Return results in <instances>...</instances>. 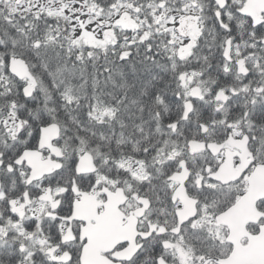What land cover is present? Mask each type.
I'll return each mask as SVG.
<instances>
[{
	"label": "flooded vegetation",
	"instance_id": "1",
	"mask_svg": "<svg viewBox=\"0 0 264 264\" xmlns=\"http://www.w3.org/2000/svg\"><path fill=\"white\" fill-rule=\"evenodd\" d=\"M219 2L223 3L222 7ZM178 3L179 7L169 13L176 24L169 29L171 59L179 55L181 67H185V57L196 51L203 62L180 74L176 89L167 92V97L175 98L179 107L176 115L171 110L166 112L175 115L174 118L168 116L171 119L162 125V136L170 140L171 148L164 167L156 166L151 178L160 190L155 197L166 200L158 203L157 199L153 201L136 189L142 180L149 178L135 161L121 160L118 163L121 167L116 171L121 170L122 174L111 173L108 160L99 163L89 151L77 154L72 148H62L57 144L59 138L53 142L59 148L58 153L48 148L39 151L41 160L59 163V168L27 184L30 169L24 162L14 163L23 150L13 160L8 158L14 145L11 134L14 127H7L0 136V264H70L69 253L77 250V264H134L135 260L139 264H157L158 256L167 264H202L206 258H216L195 253L185 242L184 234L205 226L203 217L210 206L199 203L200 199L223 188L235 191L240 182L243 184L241 193L232 205L243 194L246 178L256 166L264 165L254 164L250 151L255 148L254 140L264 143V0H181ZM102 25H99L100 30L105 28ZM227 41L228 57L224 55ZM194 87L197 90L194 91ZM156 98L159 100L160 96ZM187 101L191 102L192 109L182 119ZM190 141L197 142L201 148H190ZM36 148L37 143L29 149ZM85 152L91 156L94 170L78 174L76 165ZM208 165L216 169L212 175L221 165L232 168L227 177L234 173L239 175L225 184L215 179L210 182ZM134 166H139L142 178L134 175ZM182 169L187 171L183 187L187 198L196 200V213L191 222L188 219L178 225L176 212L182 210L184 204L180 199L173 200L179 182L168 178ZM14 174L21 180L17 190ZM74 185L79 192L86 193L93 204L94 213L87 220L82 218V213L80 219L73 215L74 202L81 201L80 195L72 190ZM69 189L74 197L70 215L64 199ZM140 199H147L148 206L137 217L135 212L144 206ZM62 204L63 215L59 211ZM106 205L116 207L115 222L122 232L129 225V219L136 220L133 234L129 236L138 248L128 260L116 257L130 245L125 234L119 233L111 242L107 240L110 225L107 213L103 215ZM198 212L202 216L199 217ZM101 216L107 241L96 244L93 255L82 259L86 236L94 234L91 229ZM260 221L253 224L256 232L263 223ZM206 264L216 263L210 260Z\"/></svg>",
	"mask_w": 264,
	"mask_h": 264
},
{
	"label": "trees",
	"instance_id": "2",
	"mask_svg": "<svg viewBox=\"0 0 264 264\" xmlns=\"http://www.w3.org/2000/svg\"><path fill=\"white\" fill-rule=\"evenodd\" d=\"M36 1L0 0V136L8 126L15 127L8 158L33 148L39 128L56 123L60 147L77 154L89 151L99 163L108 160L111 173L122 174L116 171L121 160L138 163L149 179L136 189L155 201L160 190L151 179L154 168L164 167L171 148L162 125L179 107L167 92L176 89L180 74L203 62L196 51L185 57V67L179 55L171 59L170 30L156 17L178 8L181 0H49L76 6V17L101 22L111 36L83 29L76 35L72 17L46 3L34 5ZM12 56L25 61L37 81L30 98L22 94L24 82L8 73ZM14 181L17 190L21 180L16 174ZM242 186L237 182L235 191L223 188L200 199L210 206L203 217L205 226L184 234L195 253L216 258L229 254L226 230L216 225L215 216L234 201ZM257 208L264 212V200ZM247 230L254 233L257 227L249 224Z\"/></svg>",
	"mask_w": 264,
	"mask_h": 264
},
{
	"label": "water",
	"instance_id": "3",
	"mask_svg": "<svg viewBox=\"0 0 264 264\" xmlns=\"http://www.w3.org/2000/svg\"><path fill=\"white\" fill-rule=\"evenodd\" d=\"M222 5L223 3L219 2V6L222 7ZM216 14L217 17H219L218 12ZM105 34L107 36H111V32L109 31L105 32ZM228 43L229 41H227L224 51V55L226 57H228L229 53ZM7 70L8 73L18 81H26L22 87V94L25 98H30L37 86V81L30 72L26 62L19 57L12 56L8 59ZM193 90H197V87H194ZM191 109V102H185L182 119L187 117ZM170 125L171 124H169V126ZM172 126L174 127V124H172ZM59 134L60 128L56 123H49L47 125L41 126L39 128L37 148L23 150L15 160L14 163L16 165H20L22 162H24L25 165L30 169L29 175L26 179L27 184L40 179L43 175H47L50 173L51 169L59 168V163H50L48 160H41V153L39 152L42 148H48L51 150V152L58 153L59 148L53 145V142L59 138ZM189 146L190 148H201V146L195 141H190ZM93 170L94 166L92 165L91 156L87 152L83 153L78 159L76 172L79 174L92 172ZM231 171V167L221 165L217 172L212 175L213 179L217 181L219 180L221 183L225 184L231 180H234L239 175L238 173H234L232 176L227 177ZM186 173L187 171L182 169L179 173H174L168 178V180L179 182V186L174 191L172 198L174 201L176 199H180L184 204L183 209L176 212L178 225L194 217L196 213V200L187 198L185 189L183 187V180L186 177ZM245 181L247 185L243 194L239 196L232 205L215 217L216 224L227 229L225 241L231 245V251L225 258H206L202 264H206L210 260L216 264H264V212L259 210L256 206L258 201L264 199V165L256 166ZM72 190L75 194L80 195L81 199L79 202H74L73 215L80 219L81 217L79 214L82 213V218L87 220L89 215L94 213L93 204L86 193L79 192L75 185L73 186ZM47 192H49V190H47ZM140 202H142L144 206L135 212L137 217L141 216L143 210L148 206L147 199H140ZM106 213L109 216L110 225L108 239L104 229H102L105 224L102 216ZM103 215L101 216V219L98 220L96 227L91 229L94 234L92 233L91 236H86L85 234L87 237V243L83 250L82 259H85L86 255H93L92 250L96 244H99L101 241L105 242L107 240L111 242L114 237L119 235V233L125 234L126 238L130 242V245L124 249V251H121L120 253L118 252L116 257L118 259H130L138 248L134 246L132 237L129 236L133 234L136 220L134 218L129 219V225L125 227V232H122L121 228L117 227L115 222L116 207H110L106 205ZM259 220H263V223L259 225L258 231L256 233H250L246 226L248 224H256ZM242 240H245V243H242ZM115 241L117 242L116 239H114V242ZM157 264L167 263L160 258L158 259Z\"/></svg>",
	"mask_w": 264,
	"mask_h": 264
},
{
	"label": "rangeland",
	"instance_id": "4",
	"mask_svg": "<svg viewBox=\"0 0 264 264\" xmlns=\"http://www.w3.org/2000/svg\"><path fill=\"white\" fill-rule=\"evenodd\" d=\"M39 3L41 4L46 3L47 5H49V7L55 8V11L64 13L68 15L70 18L72 17L71 19L75 20L74 33L76 35L82 32L81 29L90 31L95 36H102L103 32L105 34V32L109 31L107 27H105L103 30L99 29V25L101 22H93L88 18L83 19V18L76 17L74 14L75 9L77 8L76 6L71 7V5H62L61 3L49 2V0H38L35 2L34 5H40ZM156 17L157 18L160 17V19H163V24L165 28L172 29L176 25L175 20L170 16L169 13H157ZM183 44L185 45L186 43L183 42ZM9 125H11V123ZM8 127H11V126H8ZM123 166L124 167L127 166V163ZM118 167H121V165H119ZM132 170L134 171V175L138 177L139 179L143 177L142 176L143 172L140 171L139 166H134Z\"/></svg>",
	"mask_w": 264,
	"mask_h": 264
},
{
	"label": "snow or ice",
	"instance_id": "5",
	"mask_svg": "<svg viewBox=\"0 0 264 264\" xmlns=\"http://www.w3.org/2000/svg\"><path fill=\"white\" fill-rule=\"evenodd\" d=\"M213 124H214V122H213ZM253 124H255V121H253ZM204 127H206V126H204ZM229 127H231V125H229ZM223 138H225V137H221V139H223ZM253 142L255 143V148H250V151L253 153V157H254L253 163L254 164L257 162L264 163V143L257 142L255 140ZM206 171L209 173L208 180L211 182L213 180L212 173H214L216 171V169L213 168L211 165H208ZM208 191L214 192L215 190L208 189ZM73 198H74L73 193L70 191V189L67 190L65 193L64 199L67 201V213L69 215L71 214V210H72ZM59 211H60V214L63 215V213H64V205L63 204L61 205V208ZM56 222L59 223L58 220ZM190 222H191V218H190ZM182 223H186V222H182ZM75 231L78 232L79 230L76 229ZM57 238H59V235H57ZM69 256L71 257L70 264H77L78 257H79L78 250L75 251L74 253H69ZM157 259H160V257L158 256Z\"/></svg>",
	"mask_w": 264,
	"mask_h": 264
},
{
	"label": "bare ground",
	"instance_id": "6",
	"mask_svg": "<svg viewBox=\"0 0 264 264\" xmlns=\"http://www.w3.org/2000/svg\"><path fill=\"white\" fill-rule=\"evenodd\" d=\"M38 136H39V133H38ZM37 140H38V139H37ZM228 207H229V206H228ZM228 207H227V208H228ZM227 208H225V209H227ZM225 209H224V210H225ZM224 210H223V211H224ZM223 211H221V212H223ZM221 212H220V213H221Z\"/></svg>",
	"mask_w": 264,
	"mask_h": 264
}]
</instances>
